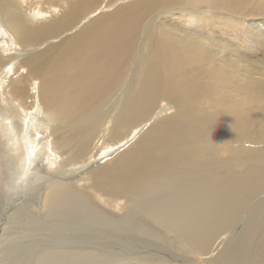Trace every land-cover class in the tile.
Returning <instances> with one entry per match:
<instances>
[{"label": "bare ground", "instance_id": "1", "mask_svg": "<svg viewBox=\"0 0 264 264\" xmlns=\"http://www.w3.org/2000/svg\"><path fill=\"white\" fill-rule=\"evenodd\" d=\"M0 264H264V0H0Z\"/></svg>", "mask_w": 264, "mask_h": 264}, {"label": "rangeland", "instance_id": "2", "mask_svg": "<svg viewBox=\"0 0 264 264\" xmlns=\"http://www.w3.org/2000/svg\"><path fill=\"white\" fill-rule=\"evenodd\" d=\"M119 1H117V3H118ZM115 5H117L116 3H114L113 4V6H115ZM108 10H113L111 7L108 9ZM247 23H256L255 22V19L254 18H247L246 20H245ZM254 21V22H253Z\"/></svg>", "mask_w": 264, "mask_h": 264}, {"label": "clouds", "instance_id": "3", "mask_svg": "<svg viewBox=\"0 0 264 264\" xmlns=\"http://www.w3.org/2000/svg\"><path fill=\"white\" fill-rule=\"evenodd\" d=\"M207 14H210V12L209 13H207ZM194 23V22H193Z\"/></svg>", "mask_w": 264, "mask_h": 264}]
</instances>
